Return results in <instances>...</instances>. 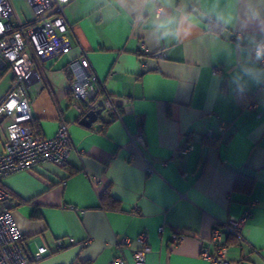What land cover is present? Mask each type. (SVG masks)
Here are the masks:
<instances>
[{
	"label": "crops",
	"instance_id": "crops-1",
	"mask_svg": "<svg viewBox=\"0 0 264 264\" xmlns=\"http://www.w3.org/2000/svg\"><path fill=\"white\" fill-rule=\"evenodd\" d=\"M17 1L27 10L15 17L30 18L28 3ZM65 12L69 48L39 61L31 112L46 136L65 120L73 148L65 166L46 162L2 181L24 254L32 258L46 245L49 252L33 264H108L127 236L124 256L136 264V237L146 233L151 252L144 264H210L201 250L213 223L239 219L255 200L242 240L226 244L227 256L229 264H264V85L245 73L264 69L249 49L264 38V0H70ZM207 17L222 30L209 29ZM158 51L164 56L155 57ZM82 55L119 113L103 112L90 127L71 106L66 71ZM11 80L12 74L0 98ZM208 130L217 132L214 140L194 137ZM138 132L135 146L130 135ZM186 142L190 148L179 156ZM239 174L253 178L248 193L234 189ZM107 188L119 209L99 206ZM177 230L184 236L174 245Z\"/></svg>",
	"mask_w": 264,
	"mask_h": 264
},
{
	"label": "built area",
	"instance_id": "built-area-1",
	"mask_svg": "<svg viewBox=\"0 0 264 264\" xmlns=\"http://www.w3.org/2000/svg\"><path fill=\"white\" fill-rule=\"evenodd\" d=\"M25 1L32 14L30 18L20 20L15 17L12 0H0V58L5 63L4 68L0 69V74L2 71L12 74L11 83L0 98V264H30L19 245L21 233L12 214V196L2 185L3 179L17 171L33 170L46 162L64 166L73 148L69 124L65 120L59 121L53 135L46 136L34 126L31 112L33 88L42 79L39 61L56 57L69 48L66 33L70 29V22L65 8L70 0ZM155 13L160 15V8H157ZM235 36L239 38L241 34L235 33ZM249 49L255 57L254 49L251 46ZM153 55L161 58L164 53L158 51ZM257 61L264 65V58ZM68 70L71 75V106L80 116L90 110L96 111L100 102L103 110L98 116L106 111L119 115L111 95L105 91L85 55L70 60ZM223 129L221 124L217 132ZM217 132L208 130L204 134L197 133L194 137L212 141ZM130 141L135 146L138 145L142 141V133L130 135ZM189 148L190 143L186 142L177 148L176 153L183 156ZM154 171V167L149 164L147 172ZM254 205L255 200L237 220L213 223L208 244L201 250V257L210 264H229L225 234L231 233L242 239L241 228L251 216V207ZM137 210L138 207H135L133 213ZM158 231L162 232V227H159ZM183 236L182 231H174L170 241L174 245L178 244ZM136 240L141 243V247L133 251L132 258L136 264H144L148 253L151 252L148 235L140 233ZM131 242L127 236L120 237L117 240L120 254L108 264H127L124 252L129 249ZM48 252L47 246L41 245L34 252L32 259L40 260Z\"/></svg>",
	"mask_w": 264,
	"mask_h": 264
},
{
	"label": "trees",
	"instance_id": "trees-1",
	"mask_svg": "<svg viewBox=\"0 0 264 264\" xmlns=\"http://www.w3.org/2000/svg\"><path fill=\"white\" fill-rule=\"evenodd\" d=\"M207 26L209 29L216 31V32H220L222 30V26L217 23L214 19L207 17L205 19ZM67 71V76L69 78V81L71 82V75L68 69H66ZM5 71H2V73L0 74V79L2 78V76L5 74ZM241 95H238V99L241 101ZM65 166V165H64ZM75 170H69V172H74ZM253 185V178L243 175V174H239L237 176V179L234 183V189L242 191V192H249L251 187ZM100 207L102 208H112V209H119L120 205H119V200L116 199L115 197L112 196V194L110 193L109 189H105V191L101 194L100 196ZM242 239H240L239 237L231 234V233H227V242L226 244H237L238 241H240ZM24 253V252H23ZM29 259L30 264L34 263V260L31 257L26 256ZM81 264H89L88 262H84Z\"/></svg>",
	"mask_w": 264,
	"mask_h": 264
},
{
	"label": "clouds",
	"instance_id": "clouds-1",
	"mask_svg": "<svg viewBox=\"0 0 264 264\" xmlns=\"http://www.w3.org/2000/svg\"><path fill=\"white\" fill-rule=\"evenodd\" d=\"M187 20L186 17L181 19V23ZM163 27V25H161ZM190 27V25H189ZM181 34V30L178 29L175 32V35L179 36ZM188 30H183V35H189ZM165 36L169 35V32L164 33ZM251 47L254 49L255 57L257 60L264 58V39H260L257 37L252 43ZM245 73L248 75L249 80L252 84L257 86L264 85V69H260L259 67H248L245 69ZM248 87V83L245 84H237V91L243 93L245 89Z\"/></svg>",
	"mask_w": 264,
	"mask_h": 264
},
{
	"label": "water",
	"instance_id": "water-1",
	"mask_svg": "<svg viewBox=\"0 0 264 264\" xmlns=\"http://www.w3.org/2000/svg\"><path fill=\"white\" fill-rule=\"evenodd\" d=\"M4 66H5V63L0 58V69H3ZM99 104H100V107L96 111L90 110L81 117L80 119L81 124L87 127H90L92 123L97 121V119L99 118L98 114L101 113L103 110L102 103L100 102Z\"/></svg>",
	"mask_w": 264,
	"mask_h": 264
},
{
	"label": "rangeland",
	"instance_id": "rangeland-1",
	"mask_svg": "<svg viewBox=\"0 0 264 264\" xmlns=\"http://www.w3.org/2000/svg\"><path fill=\"white\" fill-rule=\"evenodd\" d=\"M14 8L15 10L19 13L22 14V12H26L27 10V6H25L24 3H20V2H14ZM10 72H7L1 79H0V87L5 85V83H8V81L10 80Z\"/></svg>",
	"mask_w": 264,
	"mask_h": 264
}]
</instances>
